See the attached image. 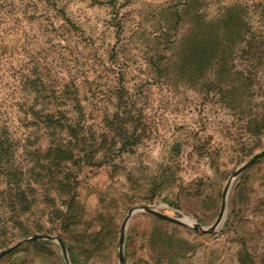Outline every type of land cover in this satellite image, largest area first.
Masks as SVG:
<instances>
[{"label": "rangeland", "instance_id": "374dc122", "mask_svg": "<svg viewBox=\"0 0 264 264\" xmlns=\"http://www.w3.org/2000/svg\"><path fill=\"white\" fill-rule=\"evenodd\" d=\"M263 148L264 0H0V264H264Z\"/></svg>", "mask_w": 264, "mask_h": 264}, {"label": "water", "instance_id": "95a60500", "mask_svg": "<svg viewBox=\"0 0 264 264\" xmlns=\"http://www.w3.org/2000/svg\"><path fill=\"white\" fill-rule=\"evenodd\" d=\"M263 155H264V148L262 150H260L259 152L255 153L254 155H252L250 158H248L237 170H235V172L233 173V176L236 175L237 173H239L240 171H242L245 167H247L248 165H250L251 163H253L255 160H257L258 158H260ZM232 180H233V177L230 179L228 185L231 184ZM226 206H227V202H226V199H224L223 202H222L221 212L219 214V217H218V220H217L216 225L221 224V222L223 221L224 216H225V212H226ZM143 209L157 213V211H155V209L153 208V206H136V207L130 208L129 211H128L127 216L125 217V219L123 220V222L121 224L120 237H119V240H120L121 243L124 240L125 227H126V224H127V221L129 219L130 215L133 212H135V211L143 210ZM165 217H167V218H169L171 220H174V221L183 223V221L180 218H175V217H171V216H165ZM194 228L200 229L202 231H208V230H213L215 228V225L204 227V226H201V225H199V224L196 223L194 225ZM30 238H36V239H51V240L58 239V241L60 243V246H61V249H62V252H63L64 256L66 257V259H68L67 252H66V246H65L64 242L59 237H56V236L51 235V234H34ZM26 239H28V238H25V239L19 241L15 245L10 246V247H8L6 249L1 250L0 251V256L6 254L13 247H15L16 245H18L20 242L25 241Z\"/></svg>", "mask_w": 264, "mask_h": 264}, {"label": "trees", "instance_id": "16d2710c", "mask_svg": "<svg viewBox=\"0 0 264 264\" xmlns=\"http://www.w3.org/2000/svg\"><path fill=\"white\" fill-rule=\"evenodd\" d=\"M59 125H62L61 123ZM66 129L71 131L70 126H67ZM63 158H68L64 156ZM2 175L5 177L6 187L9 192H13L11 206L13 210L16 211H25L27 210L32 202L28 198L27 189L25 188L21 180V170L12 165L5 164L1 165Z\"/></svg>", "mask_w": 264, "mask_h": 264}]
</instances>
